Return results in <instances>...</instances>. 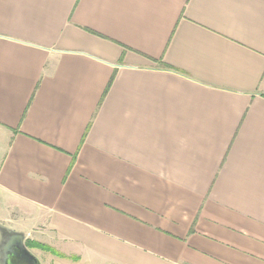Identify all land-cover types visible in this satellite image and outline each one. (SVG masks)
<instances>
[{
  "label": "crops",
  "instance_id": "obj_1",
  "mask_svg": "<svg viewBox=\"0 0 264 264\" xmlns=\"http://www.w3.org/2000/svg\"><path fill=\"white\" fill-rule=\"evenodd\" d=\"M0 224L40 264H264V0H0Z\"/></svg>",
  "mask_w": 264,
  "mask_h": 264
},
{
  "label": "water",
  "instance_id": "obj_2",
  "mask_svg": "<svg viewBox=\"0 0 264 264\" xmlns=\"http://www.w3.org/2000/svg\"><path fill=\"white\" fill-rule=\"evenodd\" d=\"M24 240L25 234L0 224V264H40Z\"/></svg>",
  "mask_w": 264,
  "mask_h": 264
},
{
  "label": "trees",
  "instance_id": "obj_3",
  "mask_svg": "<svg viewBox=\"0 0 264 264\" xmlns=\"http://www.w3.org/2000/svg\"><path fill=\"white\" fill-rule=\"evenodd\" d=\"M29 244V247L33 248V247H37V248H40L42 250H45V251H52L54 252L51 248L45 246V245H42V244H38V243H28Z\"/></svg>",
  "mask_w": 264,
  "mask_h": 264
},
{
  "label": "rangeland",
  "instance_id": "obj_4",
  "mask_svg": "<svg viewBox=\"0 0 264 264\" xmlns=\"http://www.w3.org/2000/svg\"><path fill=\"white\" fill-rule=\"evenodd\" d=\"M42 245H43V244H42ZM37 255H39V254H37ZM64 263H65V262H64ZM64 263H63V264H64ZM66 263H67V262H66ZM73 264H76V263H73Z\"/></svg>",
  "mask_w": 264,
  "mask_h": 264
}]
</instances>
